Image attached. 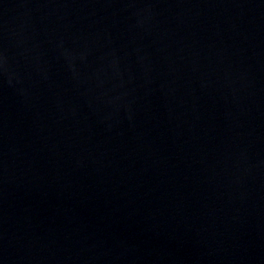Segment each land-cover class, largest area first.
Instances as JSON below:
<instances>
[{
    "label": "water",
    "instance_id": "95a60500",
    "mask_svg": "<svg viewBox=\"0 0 264 264\" xmlns=\"http://www.w3.org/2000/svg\"><path fill=\"white\" fill-rule=\"evenodd\" d=\"M0 264H264V0H0Z\"/></svg>",
    "mask_w": 264,
    "mask_h": 264
}]
</instances>
